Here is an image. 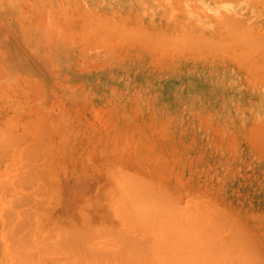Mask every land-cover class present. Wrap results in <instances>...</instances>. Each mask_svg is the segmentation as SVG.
I'll use <instances>...</instances> for the list:
<instances>
[{"label":"rangeland","instance_id":"1","mask_svg":"<svg viewBox=\"0 0 264 264\" xmlns=\"http://www.w3.org/2000/svg\"><path fill=\"white\" fill-rule=\"evenodd\" d=\"M240 1L0 0V129L1 131L4 129L3 131L5 134L8 132L7 136L3 133V131L2 133L0 132V138H3V142H6V140L8 142L10 139L5 140V138L9 136L10 132L14 133L15 131H20L26 133L28 131L34 133L33 135L31 133L32 136L28 133L26 135L21 133L19 135H22V137L25 138L24 141H20L17 138L15 140H18L19 142L14 143L16 145L18 144V146L22 144L24 145L27 140H30L29 137L31 136L30 138H34L32 140H35L37 145L44 144L43 146H38L41 148L37 149L38 152L39 150L42 151L43 147V153L44 150H46L45 153H49L50 156L48 157L52 159L53 163H55L52 164L51 161L49 163V161L46 160L49 163V166H51L50 168L57 166L58 167L53 169V171L51 169L50 175L52 176L47 174V177H45L46 174L44 173V171L42 174H40V176L44 175V177L47 178L46 180L49 181L48 183H45L47 182L46 180L44 182L43 176V178L40 179L38 178V176L36 177L35 175H33L37 172H42L39 171L40 169H38L37 166H41L42 170H45V172L46 167L44 166V169L42 167V164L44 165V163H42L44 161L42 160L45 156L43 157L42 152H39V155H37L38 153H36L35 151V154L34 150L36 149V147H34V144L31 142L35 149L33 148L34 150L32 151L30 150L31 148H27L26 152L32 151L31 153H34L31 154V156L29 155V153L28 155L30 157H34L36 155V158L34 159L35 161L32 158V160L34 161H32V168L34 171L35 169L33 164H35V168L37 167V172L32 173L29 171L28 174L32 173V180H34V176L36 181L37 178L38 180L40 179L39 182H36L34 180L36 182V185L40 184V182H44L43 184L41 183L44 190L43 188H41V184L40 189H38L40 193L41 191H44L45 193L47 192L48 189L46 187V184L50 183L49 185H51V187L48 185V188H52V186H55V194L53 196L51 194V196H55V200L59 201L57 202L59 203L57 206L54 205V208L56 210L59 209L58 214V212L53 209V205H50V203H57L53 198H50L49 193H46L48 197L46 195H44V197L45 199L47 198V201L43 198L44 201L40 206L41 208H39V210L41 209V216L39 217V219L36 214L37 208L34 207L36 205H34L31 206V208L34 207V214H32V217L34 218H32L30 215H25V218L26 216L29 218H27L28 220L26 219L24 223L19 221L20 217H18L19 220H17V215L19 216V214H21L22 217V211L20 209L23 208V205L21 206V203L24 201V197L21 199V201H19L18 195L23 190H21L20 188L27 184L25 185L27 187H24L23 191L25 192L24 194H27L26 192H28V189H30L32 185V180L26 178V182L27 180H29L30 182L28 181L27 183H24L23 181L21 182L20 180H16L18 176L16 178L15 176H21V173L25 174V172L29 170L27 169L28 165H30L29 168H31V163L28 162V158L25 159V156H27L25 152L24 156H20L22 151H20V148L22 149L21 146L17 147L19 152L16 147V150L14 152L13 147L16 145H11L10 142H8L10 143V147H8V143H6L7 145H1L7 146L6 148H8V150H6V152L3 149V146V150H1V152L3 154V152L5 151L6 154H4V157H1L3 155L0 153V179L3 178V180H10L8 183L4 181L5 184H0V211H4L5 205L11 204L9 202V204H5V202H2L4 201V198H2V196L4 197V193L10 191V187L7 188L6 186L9 183L13 184L12 182H14V180L11 181V178L13 177V179L15 178L16 182H14V186L16 185V188L20 186L19 189L21 192H19V194L14 197H18V201L17 199H15V203L17 204L19 202L20 204H17V206L19 205V207H15L18 211L21 212L19 214L16 213V219L14 218L15 212H17L16 209H13L15 210L13 212L14 215L12 211H10V208L9 210H7L9 211V213L7 212L8 214H6V211H4V213L1 215L0 212V264H85V262L88 261H90L89 264H97L96 262H98V258H93L96 256H94L95 252L93 254L91 253V250L93 249V245L95 247L101 246V242V244L93 243L91 250H78L68 249L67 247L69 246H67V244V247H64L63 241H65V236L69 234V237L72 238V241L70 239L71 245H77L76 241L79 240L77 239V236L81 235H76V233H78V230H75V233V227H82L85 229V231L86 229L89 230V227L87 226L86 228L84 226L85 223H82V221L86 219L81 216L80 212H78V209H82L83 211L88 213L89 217L87 216L86 218H89L88 221L92 225V227L90 228V232H92L91 235H93L94 232H96V234L100 232V224L101 226L104 224L106 228L120 226V222L122 221L121 218L123 215H120V218L118 216L116 217L117 214L114 213L113 210V207L116 204L118 205L115 198L113 199V197L116 196L118 199L121 197L117 196L118 192L121 193L122 196L123 194H125V201H128L127 198H129V202H131L132 205L136 204V201V206L141 203V205H139L138 207V210H134L136 208V206L134 205L135 208H130L132 212L130 209L129 211H127L129 213H127L128 215L126 217H132L130 219L131 222L129 221V223L127 222V224H132V226L134 224V221L132 223L133 217L135 218L136 216H138L137 212L139 211L138 213H140V208L143 205L144 206L142 207V211H144V213L141 212L142 214H140L143 217H138L145 218L144 214L146 213V218L144 219L146 225L150 224L148 223L149 221L147 220V218L150 219L149 217L153 215L154 220L151 218L150 221L152 222L153 220L154 222L156 220L155 226L159 225L160 223L158 224V222L162 221V226L164 225V223H166L168 224V227L175 226L173 225L175 223L171 224L170 220L175 215L173 214V212H178L180 215H183L184 212L187 211H184L185 208L183 209L181 207H186V209L190 208V205L187 204L189 200L187 202L185 201L186 197L188 196H191L189 203H191V198L194 196L197 202L200 199L205 203L208 201V205L210 204L209 202H212L211 204H215L214 206H221L219 207V209L222 208V212L223 210H225V220L223 219V224L220 223L221 220H219L220 224L218 223V219H220V216H218L219 213L217 214L215 210L214 212L217 214L215 216H218V218H216L217 221L215 222V218H213V222L209 221L212 219V217L215 216L212 215L211 217L209 210H205L206 206L203 205L206 204L204 202H201L202 204L198 203L200 205L198 206L195 203L196 200L195 202L193 200V204L191 205L193 210L196 209L195 212L199 213V211L202 209L201 207L203 206L204 211H200V214L202 212L205 213L203 214L204 216L208 215L209 218H205L207 223L210 222V224L202 223V226L200 225V227L195 230L198 231L201 227H204L203 225H206L203 231H207L208 229H206V227L208 225L212 226V223L215 222L213 225L214 227L212 226L213 228H215L216 226L215 231L212 232L215 237V241L217 242L219 239H221L218 241L219 243L221 241L223 243L227 241L228 250L229 244L232 243V240L230 239L232 233L229 234V229L232 228L231 232L235 230L234 232L237 236L236 237L233 233V236H235V238L232 236L234 241H239V243L235 244L236 246L238 244L241 247L240 244L245 245L243 242H240L241 237L239 238V236H242V234H240L241 230H237L240 233L236 231V229L240 228L241 225L236 228L233 227L235 226L233 221L229 222L228 219L230 217L228 215H230L231 212V217L236 215V218L238 216V218H236L237 225L238 223H240L238 222L239 219L240 221L242 220L241 224L244 227L243 230L247 231L248 235L252 238L255 236V238H253L254 241L251 237H249L251 239V242H253L252 244H250V239L247 241V233L246 236H244L245 232L242 231V233L244 234L242 240L245 241V243L246 241L249 242L250 245H248V247L250 246L249 249L251 250H254L251 247L252 245H255L256 241L257 245L253 246V248L256 249V247H258V251L254 250L255 252L252 253L251 251V253H249V250H246L248 253L247 256V253L244 252L245 247L243 248L244 250H241V248L239 249V246H237L238 254L236 252L237 249L234 251V253H236L238 257L239 254H241L242 256L239 258L234 256V258L236 257L238 259V261L236 260L237 263L235 261L229 262L233 259V254L232 258L228 259L229 261L227 260V257L220 258V261L221 259L225 258L230 264H246V259L249 260V262L250 260L251 262L255 260L254 263L259 260L258 258H260L261 260L258 261L259 263L264 260V258H262L264 257V54H262L264 53V36H262L264 35L262 34L264 32V30L262 29L264 28V0ZM260 2L263 3V7H261L262 3ZM257 6L260 7V9ZM202 8H204V10ZM261 10L262 12H260ZM204 11H207L206 15L204 14ZM215 11L217 12L215 13ZM214 13L217 16H213ZM258 22L261 24H259ZM231 23L232 25L234 24V26H232ZM252 24L254 25L252 26ZM123 27H125L124 30L126 32L128 31L126 30V27L127 29H129V31H133L131 33L128 31V33H130L128 35L127 33H124L125 31H123ZM256 27L258 29H256ZM108 28H110L109 30L113 31H109ZM245 28L247 29V31L244 30ZM140 31H143V33ZM257 31L258 33H260V35L258 33L256 34ZM138 32L142 33V35ZM145 32L146 35L144 34ZM250 32L253 33V36ZM249 33L251 37H249ZM143 34L145 36H143ZM139 35L143 37H140ZM257 35L261 37V41H259L260 43L257 42L260 39V37H256ZM246 36L250 39L246 38ZM209 38L211 39L209 40ZM196 39L198 41H195ZM248 40L254 41H252L251 43ZM177 41H179V43L181 44L183 43L182 46L184 45V48L182 46L180 47L181 44L179 45V48V43H177ZM199 41L201 43H198ZM216 41H218V43ZM255 41L258 44H256ZM158 42L161 43L159 44ZM208 42H210V44ZM253 42L255 43V46H253ZM262 42L263 44H261ZM156 43H158V45ZM185 43L188 44L187 48L185 47ZM243 46L245 48L244 52L248 51V48H250L252 53L250 51H248L250 53L241 52ZM253 49H255L254 52ZM237 52L240 53L238 54ZM242 53L244 57H242ZM246 54L248 56L250 55V57H246ZM253 55H256V57L254 58ZM230 56L233 58H231ZM227 57L230 58L229 61ZM239 57L247 61L248 65L247 63L244 64L245 61H243L242 64V62H240V60L242 61V59H239ZM252 63L253 65H251ZM11 124H13L14 126L12 127ZM3 134L5 138L2 137ZM19 135L17 137H19ZM39 138L43 142H40ZM11 140H13V134H11ZM29 143L30 142H28L27 145ZM47 144L48 146L50 145L49 148L53 151H50ZM23 148L25 150V147ZM16 151L18 153H16ZM69 151L71 152V154ZM13 152L14 154L16 153L15 156L12 154ZM51 152L53 154H50ZM103 154L105 155L104 159L101 158L104 156ZM20 157L21 159H19ZM23 157L24 159H22ZM30 159L31 158H29V160ZM20 160L24 164H22ZM8 163L10 166L11 164H14L18 168L21 164V166L26 165L27 167L24 166L26 168L25 172L24 168L22 170L17 169L16 167L15 171L17 172V170H19L21 172L20 174H16L13 168L14 166L11 167L10 169L13 168L12 171L15 172V175L12 176L13 174H11L12 171L10 170V176H7V178L5 177V175L9 170L7 169L9 166L7 165ZM6 165L7 167H5ZM60 165L61 168L59 169ZM97 166L100 167L97 168ZM137 167L138 170L136 169ZM105 168H109L107 170L109 174L107 175H110L109 177H111L112 182H116V185H112V187H114L113 189H111L112 187L110 188L109 186L112 183H110L111 179L109 180L105 173L107 172L105 171ZM156 168L158 173L156 171ZM97 169L100 170L97 171ZM133 169L134 172L132 173ZM6 170L7 172H5ZM162 171L164 175H162ZM127 172L129 176L130 173L131 175L133 174L132 177L137 178L143 176V179L141 178L142 181L141 179H137L138 181L140 180L141 183L143 182V180H145V183L143 182V184L141 185L142 188H145V186H147V188H149V190L151 191V195L150 193L149 196L145 194L146 198L148 196V199H150V197L153 200L155 199V202L152 203L157 204L159 208H157V206L155 207V205L153 206L155 208H150L151 205L148 206L147 203L149 200L142 199L145 196L142 195L144 194L142 193L144 189L140 191L141 197L139 196V193L137 194V196L139 197H135V194L139 192L137 189H135V185H130L129 188H126L125 185L126 190L123 189L125 183L122 184V182H124L122 178H124L125 176L129 178V176L126 175ZM47 173H49V170H47ZM121 173L125 176L121 177ZM24 174H22V176H24ZM112 175L116 176L117 178L120 177L122 180L121 183L120 178L119 182L117 183L118 179L116 177L113 178ZM20 176L18 178H20ZM27 177H29V175ZM158 177H160L161 181ZM133 179H131L130 181H132ZM23 180L25 181V179ZM149 180L154 181L153 184H156V186L154 187ZM34 181H32V183ZM159 181L163 185V182H165L166 184V186H164V188H167L164 189V192L167 193L166 196L170 197V195H172L173 197L170 198H173V201L175 199V201L173 202L174 204L171 203L172 206L178 204L177 206L181 205L180 208L183 209L181 211H178L179 207L178 209L177 207L175 209L174 206L175 211H170L172 217L169 216V209L168 215L165 212L166 209L163 210L164 208L162 206L165 205L164 202H162L164 204H162L160 201L156 203L157 199L159 198L158 195L161 193L160 191V193L156 194L157 189L158 187L161 188L162 186L161 184H159ZM28 183L31 184L30 187L28 186ZM119 183L121 184V187L118 186ZM129 184L127 186H129ZM115 186L121 191L115 188ZM138 186L139 185H137V187ZM141 186H139L138 188L140 189ZM35 187L37 186L31 188H34L33 190H36L38 187ZM153 187L157 189L155 190ZM17 189L16 191H19V189ZM13 190L11 193L8 192L10 194V196L8 195V199L9 197H11L10 199L12 200L14 199L11 195L17 192L15 191L14 193ZM130 190L133 191L131 192ZM136 190L137 192L133 196H129ZM29 191L30 193L33 192L32 197L35 198L32 199V197H29L28 192V196L26 195L25 199L27 200V197L31 198V204H33V200L37 199V196L39 199L40 194H38V191H32L31 189ZM51 191L50 192L53 193V190ZM174 192H176L175 195L178 193L181 198L176 199ZM56 193H58L59 196ZM111 193L113 194V196ZM183 193L186 195H184ZM35 194L38 195L34 196ZM42 194L44 193L42 192ZM30 195H32V193ZM56 195L58 196V198L56 197ZM162 195L163 194H161L160 197H162ZM164 195L161 199L164 198ZM179 195L177 196L178 198ZM5 198H7L6 195ZM131 198L135 200V203ZM170 198H168L169 202L171 201ZM118 199L117 201L119 202L120 199ZM138 199L139 201L143 200L142 202L146 200V203H139ZM165 199H163V201ZM110 200H112V205H114L116 202L113 207L109 203ZM121 200L124 199L122 198ZM45 201L47 203H45ZM150 201L149 203L151 204ZM11 202L13 203L14 201ZM26 202H24L25 204L23 203L24 207H26L27 204L30 203L29 202L26 204ZM35 202L37 203L38 201L35 200ZM129 202L127 204L126 202L121 203L125 204L123 206L126 207V205L129 206ZM84 203H86V205ZM159 203H161L162 206L158 205ZM194 203L200 208V210L198 207H195L194 209ZM109 204L112 208L108 206ZM211 204L209 205V207H212ZM168 206L167 208L171 207ZM6 207L8 208V206ZM9 207L12 208L13 205H9ZM27 207L29 209V205ZM161 207L163 209H161ZM1 208L3 210H1ZM146 208H148L147 211ZM52 209L53 213H51ZM152 209H154V212H152ZM156 209H160V211H163V213L165 212L166 215L162 213L160 215V211L158 212V210ZM118 210L115 211L117 212ZM120 210L124 211V208ZM135 211L136 213L132 214ZM182 211H184L183 214H181ZM192 211L189 212L192 213V216H196V213ZM111 212L112 214H110ZM241 212L243 214H241ZM150 213L152 215H150ZM178 213L177 218L182 221L180 224L183 225L184 221L182 219L183 216L186 215V213L181 217L182 219L180 218V215H178ZM226 213L229 214L227 215ZM105 214H107V216ZM4 215L9 217H3ZM113 215L114 217L112 220L111 218ZM226 215L229 218H226ZM61 216L62 218H60ZM84 216H86V214H84ZM138 217L135 218V220L138 221L136 222L138 223L135 226L136 229L139 225V222V228L141 227L143 230L146 229L144 228V222H142V219H138ZM83 218L84 220H82ZM189 219H191V217ZM197 219L200 218L196 217V222ZM69 220H74V222L70 221V223H72L70 224ZM127 220L128 219H126V221ZM185 220L188 221V218H185ZM172 221L178 224L177 220L174 221L173 219ZM112 222H114V224ZM190 222L193 223L195 221L190 220L189 224ZM123 223L127 225L125 221ZM142 223L143 227L141 226ZM186 223H184V225ZM216 223H218V227ZM231 223L233 225H231ZM166 224L165 226H163L164 229L161 226L164 231L167 228ZM248 224H250L251 226ZM220 225H223L224 228L226 227L225 233L227 232V236L230 235L228 239H230L231 242L226 238L225 240H223L226 235L222 234L224 233V230L223 232L220 231V229H224L220 228ZM123 226L124 225H121L120 228H118L121 229V233L124 234L123 238H127L129 234H126L127 236L125 235V231L121 228ZM150 226L152 229H150V227L148 226V229H150V231L148 232L150 233L152 231L153 233V229L155 228L154 223H152ZM176 226L181 228V226ZM192 226L197 227L198 225H195L194 223ZM72 227L74 228L72 229ZM135 227L131 228L133 232L136 231L134 229ZM177 227L176 229L180 230V228ZM183 227L184 226H182V228ZM188 227L190 228L191 226L188 225L187 228ZM118 228L117 230H119ZM157 228L155 232L157 231ZM182 228L180 231H182ZM170 229L175 228L170 227ZM103 230L105 231L106 229ZM117 230L116 232H114L115 230H113L114 233H112V230L110 231L107 228V239L109 238L108 240H110V238H113V234H119L120 230L118 232ZM137 230V233H139L140 230ZM175 230H169V232H176ZM189 230L191 231L192 229H188V232L186 233L187 235L193 232H189ZM109 231L112 235L111 236L109 234L111 237H108L107 235ZM132 231L129 232L133 233ZM142 231L141 234L139 233L140 235H142L141 237L144 236L143 232H145V230L143 232ZM259 231L262 232V234ZM166 232L170 237L166 234ZM166 232V236L164 234L162 235L163 240H161L162 237L160 236L162 232L159 233L157 231V233L160 235L153 233L154 235H156L155 237L157 240L158 236L161 237H159L161 241L158 240L156 244L154 243L156 239L155 241L152 239L154 237L153 235L149 236L151 240L147 237L150 241L149 244L153 243L154 246H156L157 243V246H160L159 244L161 242V244H164V236L168 237L167 240L172 237V233L170 235L168 233V230H166ZM174 232L173 234L176 235V237L173 235V238H175L174 241L171 238V241L169 240L168 242H171L172 244L175 243V241H178L180 243L179 240L181 239L178 238L180 236L183 238L184 232H186V227L183 232L180 233L178 238L176 234L177 232ZM216 232H219L218 235L220 237ZM149 233L145 235H149ZM123 234H121V237ZM19 235H21L22 238H20L21 236L19 237ZM100 235L101 234L95 236L93 235L97 240L96 242H99L101 240ZM117 235L116 237L120 236ZM187 235L185 236L187 237ZM74 236L76 237V239H74ZM86 236L84 234L83 237ZM102 236H104L103 238H105V241H107L105 235L102 234ZM193 236L195 237L196 234H194ZM261 236L262 238H260ZM198 237L200 239V236H197V239H195V241L193 240L194 238L191 239V241L195 243L197 242V240L200 241L203 238L201 236V239L199 240ZM246 237L247 239L244 240ZM91 238H84V240L86 239L85 243L90 241ZM123 238H121V240H123ZM147 238L144 236L143 239H140L142 241H137L138 244L142 245V247H140L143 248L142 250H146L148 246ZM188 238L190 239V237ZM119 239L117 240V244H119ZM184 240L186 239L183 238V241ZM101 241H104V239H102ZM124 241L121 242L125 244ZM191 241L189 245H194L193 243H191ZM125 242H127L129 245H127V243L124 246L119 245L121 246L120 248H127L128 246L132 248V244L130 245L131 242H128V240ZM134 242L132 243L134 244ZM218 242L217 244L219 246ZM67 243L68 245H70L69 241ZM85 243L83 242V244ZM88 243L85 244V247L88 246ZM181 243H183L182 240ZM166 244H164V246ZM176 244L177 242L175 243V245ZM200 244L201 243H199V245ZM235 244L232 243V247H234ZM90 245L91 243L89 244V246ZM175 245L172 247H175ZM224 245H221V248L219 246V248L222 249L224 247L223 249H225ZM135 246L136 245H134L133 248L130 249L129 253L131 255V251L133 252V254L137 251H140L135 250V248L137 249V247ZM205 246L206 245H204V247H201L203 251ZM211 246L210 249L212 248ZM218 246H214L213 248L216 249V247L218 248ZM177 247H179V249ZM177 247H175V249H178L179 251L180 249L182 250L180 254L186 253L183 252L181 246ZM167 248L169 250V246ZM193 248L195 249V247ZM198 248L200 249V246L198 247L197 245L195 252H197ZM175 249L173 251H175ZM199 249L198 252L200 251ZM118 250L123 252V250L121 249ZM153 250L154 254L152 253L151 255H154V257H156V250ZM184 250H186V248ZM191 250L193 249L191 248ZM231 250L234 249L230 248L228 251L230 253H233V251L231 252ZM239 250L241 252L243 251L245 255L239 252ZM116 251L113 250V252ZM158 251L160 250L158 249ZM217 251L218 253L221 252L220 255H222V251H224L226 255L228 254L225 250ZM162 252L160 251V253ZM187 252H190V249H187ZM204 252V258H206V261L209 262L211 258L208 257H214L215 254H217H213L214 251L212 252V250H209V248ZM259 252H263V254L261 253L259 255L260 257L256 256ZM97 253L95 255H97ZM103 254H106L107 259L108 256L106 251ZM180 254H172L171 252L169 253L170 256L174 255V261L175 258L177 259L176 255H178L179 257L181 256ZM190 254H193V252H190ZM86 255L90 257L91 255H93L91 260L96 261L91 262V260L88 259V261L82 263V260H85ZM134 255H132L133 258ZM148 255L149 254H147V252L145 253L144 251V253L139 256L143 259L141 260V262H138V260L135 259L137 256L134 258V260H132L133 258L130 259V262L136 260L135 262L137 264H142V261H145L149 257ZM82 256H84V259L81 258ZM88 256L86 257V260ZM111 256L112 255H109L108 259H110ZM120 256H117L115 260H107L106 263H129H127V261L125 260L126 256H123L125 259ZM163 256H161V259ZM201 256L203 257V254ZM243 256H246L248 258L244 257L246 259L243 260L241 259L243 258ZM190 257H187V255L185 256L187 260ZM193 257H197V259ZM101 258L103 257L101 256L100 259ZM192 258V263L194 259L198 260L197 264L199 263V261H202L199 260L201 258L197 253L192 256ZM151 259L148 258L147 260ZM178 259V261L180 262V257ZM102 260L103 259L100 260L101 262H103L102 264H106L105 260ZM184 260L182 262H184ZM212 260L215 262V264H220L217 263L218 260L216 257L212 258ZM147 262L145 261V263ZM179 262L177 263L179 264ZM131 263L133 264V262ZM151 263L154 264V262ZM163 263H166V261ZM167 263L169 264V262ZM185 263L187 264L186 261ZM206 263L208 264V262ZM194 264H196V262Z\"/></svg>","mask_w":264,"mask_h":264},{"label":"bare ground","instance_id":"2","mask_svg":"<svg viewBox=\"0 0 264 264\" xmlns=\"http://www.w3.org/2000/svg\"><path fill=\"white\" fill-rule=\"evenodd\" d=\"M136 1H137V0H136ZM239 1H240V0H239ZM245 1H246V0H245ZM133 2H134V1H133ZM199 2H200V1H199ZM240 2H241V1H240ZM197 3H198V2H197ZM203 3H204V2H203ZM203 3H202V4H203ZM245 3H246V2H245ZM250 3H251V2H250ZM255 3H256V2H255ZM260 3H262V2H260ZM206 4H207V3H206ZM207 5H208V4H207ZM252 5H253V4H252ZM256 5H257V4H256ZM208 6H209V5H208ZM198 7H200V6H198ZM202 7H203V6H202ZM257 7H258V6H257ZM261 7H263V3H262V6H261ZM258 8L260 9V7H258ZM202 9L204 10V8H202ZM208 9H209V8H208ZM206 10H207V9H206ZM254 10H255V9H254ZM208 11H209V10H208ZM256 11H257V10H256ZM199 12H200V10H199ZM202 12H203V11H202ZM204 12H205V11H204ZM206 12H207V11H206ZM206 12L204 13L205 15H206ZM216 12H217V11H215V13H216ZM260 12H262V10H261ZM263 12H264V10H263ZM208 13H209V12H208ZM215 13H214V14H215ZM252 13H253V12H252ZM214 14H213V16H217L216 14H215V15H214ZM259 14H260V13H259ZM261 14H262V13H261ZM258 16H259V15H258ZM258 16H257V17H258ZM261 16H262V15H261ZM261 18H262V17H261ZM263 18H264V17H263ZM261 22H262V21H261ZM258 23H259V22H258ZM256 24H257V23H256ZM256 24H255V26H256ZM259 24H261V23H259ZM231 25H232V23H231ZM253 25H254V24H252V26H253ZM232 26H234V24H233ZM241 26H242V25H241ZM245 26H246V25H245ZM246 28H248V27H246ZM246 28L244 29L245 31H247ZM250 28H251V27H250ZM109 29H110V28H108V30H109ZM124 29H125V27H123V31H125ZM254 29H255V27H254ZM256 29H258V28L256 27ZM262 29L264 30V28H262ZM126 30L129 31V29H127V27H126ZM249 30H250V29H249ZM259 30H260V29H259ZM109 31H113V30H109ZM128 31H127V32L125 31L124 33H127V34L129 35L133 30H132V31H129L130 33H128ZM140 32L143 33V31H140ZM140 32H138V33H140ZM262 32H263V31H262ZM262 32H261V33H262ZM138 33H137V34H138ZM142 33H140V34L142 35ZM250 33H251V32H250ZM250 33H249V37H251V36H250ZM257 33H258V31L256 32V34H257ZM127 34H126V35H127ZM144 34L146 35V32H145ZM144 34H143V36H145ZM251 34H252V36H253V33H251ZM258 34L260 35V33H258ZM262 34H264V32H263ZM259 35H257L256 37H260ZM139 36H140V35H139ZM143 36H140V37H143ZM254 36H255V34H254ZM262 36H264V35H262ZM128 37H129V36H128ZM249 37L246 36V38H249ZM252 38H254V37H252ZM138 39H139V38H138ZM210 39H211V38H209V40H210ZM249 39H250V38H249ZM131 40H132V39H131ZM209 40H208V41H209ZM256 40H258V39H256ZM262 40H263V39H262ZM144 41H145V40H144ZM195 41H198V40L196 39ZM212 41H214V40H212ZM248 41H250V42L252 43V41H254V40H248ZM259 41H261V37H260V39H259L257 42L260 43ZM186 42H187V41H186ZM216 42L218 43V41H216ZM145 43H147V42H145ZM148 43H149V42H148ZM158 43H159V42H158ZM158 43H156V44L158 45ZM160 43H161V42H160ZM160 43H159V44H160ZM164 43H165V41H164ZM177 43H179V41H177ZM177 43H176V44H177ZM196 43H197V42H196ZM198 43H201V42L199 41ZM208 43L210 44V42H208ZM211 43H213V42H211ZM255 43H256V41H255ZM255 43L253 42V46H255ZM258 43H256V44H258ZM180 44H181V43L178 44V47H179ZM182 44H183V43H182ZM182 44L180 45V47L182 46ZM185 44H186V43H185ZM261 44H263V42H262ZM162 45H163V44H162ZM187 45H188V44L185 45L186 48H187ZM199 45H202V44H199ZM199 45H198V46H199ZM217 45H218V44H217ZM229 45H230V44H229ZM229 45H228V46H229ZM259 45H260V44H259ZM155 47H156V46H155ZM157 47H158V46H157ZM180 47H179V48H180ZM182 47L184 48V45H183ZM200 47H201V46H200ZM240 48H242V47H240ZM244 49H245V48H244V46H243V48L241 49V52H243V53H246V52H247V53H250V52H251V49H250V48H248V51H250V52H248V51H245V52H244ZM242 50H243V51H242ZM254 50H255V49H253V52H254ZM239 51H240V50H239ZM255 52H257V51H255ZM237 53L239 54L240 52H237ZM243 53H242V57H244V56H243ZM251 53H252V52H251ZM259 53H261V52H259ZM235 54H236V53H235ZM257 54H258V53H257ZM262 54H264V53H262ZM240 55H241V54H240ZM226 56H228V55H226ZM236 56H238V55H236ZM247 56H248V55L246 54V57H247ZM230 57H231V56H230ZM240 57H241V56H240ZM240 57H239V59H242V61L240 60V62H242V64H243V61H245V60H244L243 58H240ZM248 57H250V55H249ZM253 57L255 58L256 55H255V56L253 55ZM259 57H260V56H259ZM227 58H228V57H227ZM231 58H233V57H231ZM236 58H237V57H236ZM229 59H230V58H228V61H229ZM248 59H249V58H248ZM237 60H238V59H237ZM249 62H250V61H249ZM262 62H263V61H262ZM246 63H247V61H245L244 64H246ZM261 64H262V63H261ZM247 65H248V63H247ZM249 65H250V64H249ZM251 65H253V63H252ZM257 71H258V70H257ZM254 73H255V72H254ZM256 74H257V72H256ZM31 119H32V118H31ZM31 119H30V120H31ZM21 120H22V119H21ZM30 122H31V121H30ZM33 122H34V121H33ZM7 123H8V122H7ZM11 123H12V122H11ZM8 124H9V123H8ZM11 125H12V127L14 126L13 124H11ZM0 126H1V125H0ZM2 127H5V126H2ZM2 129H3V128H2ZM3 130H4V129H3ZM3 130H2V131H3ZM2 131H1V129H0V132H1V133H2ZM15 132H16V131H15ZM15 132H14V133H13V132H12V133L10 132V134H9L10 138H9V136H8L7 138H5V136H4L5 133H4V131H3L4 134L2 135V137H4L5 140H6V139H10L8 142H10L11 145H16L14 142H19L18 140H15V139H17V138H18L20 141H21V140L24 141L25 138H23L22 135H19V134H21V133H23V132L17 131L16 134H15ZM18 132H19V133H18ZM27 133L31 135L32 132H28V131H27L26 133H23V134L26 135ZM7 134H8V132H7L5 135L7 136ZM11 134H13V140H15V141L11 140ZM17 134L19 135L20 138L17 137V136H18ZM33 134H34V133H32V135H33ZM32 135H31V136H32ZM15 136H16V137H15ZM23 136H24V135H23ZM31 136H30V137H31ZM24 137H25V136H24ZM30 137H29L30 140H27L28 142H30L28 145H27V143H28L27 141H26L25 144H24L25 146H24L23 144H22V145L19 144V145L22 147V149L20 148V151H21V150L23 151V152L21 151V155H20V156H22V155L24 156L25 153H26V155H27L28 157L25 156V159L28 158L27 160H28L29 163H31V168H29L30 165H28V167H27L26 165H24V166L27 167V169H29V170L26 171V172H27V173H26V172H25L26 168H25L24 166H21L22 164H24V163L21 162V160H20V162H21L22 164L20 165L19 168H18L17 166H15L14 164H13V165L11 164V166H10L9 163H8V164H7V165H9L8 168H7V169H9V170H8V173H7L8 175L5 173V174H6L5 177L10 176V172H9V171H10V170L12 171L13 168H14V171H15V168H16V167H17V169H22V170H23V168H24V172H25V174H26V177H25V174H24V173H21L19 170L16 169V170H17V172L15 171L16 174H20V173H21V176H20V175H16L15 178H16L17 176H18V177L20 176V178L17 177L16 180H18V181L20 180L21 182L23 181V182L25 183V182H26V178H27V179L29 178V179L32 180V177H31V176H32V173H33V172H34V173L37 172V171H36L37 167H38V169H40L39 171H42V172H41V173H38V172H37L36 174H33V175H35L36 177L38 176V178H40V179L44 177V175H42L43 177L40 176V174H42L43 171H44V173L46 174L45 177H47V174L50 175V173H51V172H50L51 169H52V171H53V169H55V168L58 167V166H57V167L50 168V167H51V166H49L50 161H51L52 164H55V163H53V162H52V159L48 157V156H50L49 153H47V154L45 153L46 150H44V153H45V154L43 153V147H42V151L39 150V152H42L43 157L45 156V157L43 158V160H42V161H44V162H42V163H44V165H43L42 163H41V164H42L43 169L46 167V168H45V169H46V172H45V170H42L41 166H37V167L35 168V164H33V165H34V169H35V170L33 171L32 163L35 161L34 159L36 158V157H35L36 155H35V156L32 155V156H34V157H30V156H31V154H34L35 151H36V153H38L37 155H39V152H38L37 149H41V148L38 147V146H43L44 144H43V145H41V144H40V145H37L36 141H35V140H32V139H34V138L31 139ZM22 138H23V139H22ZM2 139H3V138H0V140H1V141H0V148H1V149H0V153H1V154H2L1 150H3V149H4L5 151L8 150V148H6L7 146H4V145H3L4 148H3V146H1L2 144H6V143H8L7 140H6V142H3L4 140H2ZM35 139H37V138H35ZM39 139H40V138H39ZM33 141H35V142H33ZM39 141H40V142H43V141H41V139H40ZM31 142L34 144V147H36V149L33 147V144H32ZM37 142H38V141H37ZM10 143H8V147H10ZM38 144H39V143H38ZM6 145H7V144H6ZM35 145H36V146H35ZM20 146H18V144H17L16 146H14V147H13V148H14V152H15V150H16L15 147L17 148V147H20ZM26 146H27V147H26ZM47 146H48V144H47ZM144 146H145V145H144ZM23 147H25V150H24ZM37 147H38V148H37ZM44 147H46V146H44ZM49 147H50V145L48 146V148H49ZM51 147H52V146H51ZM2 148H3V149H2ZM5 148H6V149H5ZM27 148H29V149L31 148L30 150H32V151L35 149V150H34V153H31L32 151H31V152H29V151L26 152V149H27ZM33 148H34V149H33ZM29 149H28V150H29ZM49 149H50V148H49ZM87 149H88V148H87ZM90 149H91V148H90ZM17 150H18V148H17ZM51 150H52V149H50V151H51ZM58 150H59V149H58ZM5 151L3 152V154H2L3 156H1V157H4V154H6L7 151H6V152H5ZM12 151H13V150H12ZM12 151H11V152H12ZM50 151H49V152H50ZM52 151H53V150H52ZM75 151H76V150H75ZM94 151H95V150H94ZM137 151H138V150H137ZM14 152H13L12 154L15 156L16 153L19 152V150H18V152L16 151L15 154H14ZM24 152H25V153H24ZM69 152H70V151H69ZM73 152H74V151H73ZM22 153H23V154H22ZM29 153H30V154H29ZM36 153H35V154H36ZM80 153H81V152H80ZM19 154H20V153H19ZM19 154H18V155H19ZM28 154H29L30 156H29ZM50 154H53V153L51 152ZM62 154H63V153H62ZM70 154H71V152H70ZM87 154H88V153H87ZM87 154H86V155H87ZM46 155H47V158H46ZM63 155H64V154H63ZM80 155H81V154H80ZM90 155H91V154H90ZM95 155H96V154H95ZM103 155H104V154H103ZM54 156H55V155H54ZM57 156H58V155H57ZM92 156H93V155H92ZM99 156H100V155H99ZM99 156H98V157H99ZM5 157H6V156H5ZM90 157H91V156H90ZM104 157H105V155H104L103 157H101V158L104 159ZM29 158H31V159L29 160ZM32 158H33L34 161L32 160ZM37 158H38V157H37ZM48 158H49L50 160H49ZM82 158H83V157H82ZM99 158H100V157H99ZM135 158H136V157H135ZM19 159H21V157H20ZM22 159H24V157H23ZM38 159H39V158H38ZM38 159H37V161H38ZM57 159H58V157H57ZM64 159H65V158H64ZM67 159H68V158H67ZM46 160L49 161V163H48ZM61 160H62V159H61ZM68 160H69V159H68ZM68 160H67V161H68ZM142 160H143V159H142ZM30 161H31V162H30ZM32 161H33V162H32ZM45 161H46V162H45ZM54 161H55V160H54ZM91 161H92V160H91ZM100 161H102V160H100ZM149 161H150V160H149ZM0 162H1V159H0ZM9 162H11V161H9ZM89 162H90V161H89ZM112 162H113V161H112ZM112 162H111V163H112ZM114 162H115V161H114ZM29 163H27V164H29ZM108 163H109V162H108ZM36 164H37V163H36ZM41 164H40V165H41ZM79 164H80V163H79ZM95 164H96V163H95ZM115 164H117V163H115ZM120 164H121V163H120ZM120 164H119V165H120ZM163 164H164V163H163ZM7 165H6L5 167H7ZM46 165H47V166H46ZM61 165H62V163H61ZM61 165H60L59 169L61 168ZM88 165H89V164H88ZM91 165H92V164H91ZM97 165H98V164H97ZM100 165H101V164H100ZM109 165H110V164H109ZM109 165H108V166H109ZM113 165H114V164H113ZM135 165H136V164H135ZM153 165H154V164H153ZM13 166H14V167H13ZM44 166H45V167H44ZM53 166H54V165H53ZM71 166H72V165H71ZM76 166H77V165H76ZM140 166H142V165H140ZM148 166H149V165H148ZM157 166H158V165H157ZM159 166H161V165H159ZM11 167H13V168L10 169ZM85 167H86V165H85ZM93 167H94V166H93ZM95 167H96V166H95ZM99 167H100V166H99ZM99 167L97 166V168H99ZM109 168H110V167H109ZM109 168H107V169L105 168V169H106L105 171H107ZM128 168H130V167H128ZM128 168H127V169H128ZM132 168H133V167H132ZM158 168H159V167H158ZM5 169H6V168H5ZM101 169H102V168H101ZM110 169H111V168H110ZM119 169H120V168H119ZM134 169H135V168H134ZM134 169L132 170V173L134 172ZM136 169L138 170V167H137ZM164 169H165V168H164ZM47 170H49V173H47ZM86 170H87V169H86ZM86 170H85V172H86ZM95 170H96V169H95ZM99 170H100V169H97V171H99ZM103 170H104V168H103ZM162 170H163V169H162ZM3 171H4V170H3ZM29 171L32 172V173L28 174ZM72 171H73V170H72ZM105 171H104V172H105ZM125 171H126V170H125ZM128 171H131V170H128ZM156 171H157V168H156ZM167 171H168V170H167ZM5 172H7V170H6ZM12 172H13V171H12ZM12 172H11V174H13L12 176H14V175H15V174H14L15 172H13V173H12ZM18 172H19V173H18ZM135 172H136V171H135ZM138 172H139V171H138ZM75 173H76V172H75ZM105 173H106V175L109 174L108 171L105 172ZM157 173H158V171H157ZM165 173H166V172H165ZM22 174H24V176H22ZM27 174L29 175V177H27V176H28ZM38 174H39V175H38ZM135 174H136V173H135ZM135 174H134V175H135ZM80 175H81V174H80ZM126 175L129 176L128 172H127ZM136 175H137V174H136ZM136 175H135V176H136ZM162 175H164V174H163V171H162ZM179 175H180V174H179ZM12 176H11V177H12ZM35 176H34L33 178H34V180L36 181ZM50 176H52V175H50ZM76 176H77V175H76ZM76 176H75V177H76ZM86 176H87V175H86ZM94 176H95V175H94ZM96 176H97V175H96ZM102 176H103V175H102ZM109 176H110V175H109ZM109 176L107 175L108 179L110 180L111 177H109ZM120 176L122 177V176H125V175H122V173H121ZM132 176H133V174L131 175V173H130L129 178H128L127 176H125L124 178H122V180L124 181V182H122V184L125 183V184H124V187L122 186L123 189H125V185H126V188H129L130 185H133V186L135 185V186H136L135 189H137V190L139 191V192H137V190H136L134 193H131L133 190H130L131 192H129V193H131L132 195L130 194L129 196H133V195L137 192V193L135 194V197H139V196L141 197V193H140V191L143 190V189H144V190H143L144 192L142 191V193H144V194H142V195L147 194V195L149 196V193H150V195H151V191L149 190V188H147V186L143 185V186H145L146 190H145L144 187L142 188V186H141V185L143 184V182L145 183V180H143V182L141 183V181H142V179H143V176L141 175L142 177H137L138 179H141V178H142L141 181L139 180L140 183H139V181H138V179H137L136 177H132ZM137 176H138V175H137ZM139 176H140V175H139ZM166 176H167V175H166ZM166 176H165V177H166ZM3 177H4V176H3ZM5 177H4V178H5ZM22 177H23V178H22ZM24 177H25V178H24ZM45 177H44V178H45ZM107 177H106V178H107ZM112 177L114 178V177H116V176H113V175H112ZM118 177H119V176H118ZM130 177H132V178H130ZM156 177H157V175H156ZM163 177H164V176H163ZM7 178H8V177H7ZM9 178H10V177H9ZM15 178L13 179V177H12V178H11V179H12L11 181L14 180V182H15ZM38 178H37V181L39 182L40 179L38 180ZM44 178H43V180H44V182H45V180H46L47 178H45V179H44ZM85 178H86V177H85ZM116 178H117V177H116ZM119 178H120V177H119ZM119 178H117V179H118V180H117V183L119 182ZM126 178H127L128 180H127ZM133 178H135L136 180L133 179ZM158 178L160 179V177H158ZM174 178H175V177H174ZM179 178H180V177H179ZM23 179H25V181H24ZM68 179H69V177H68ZM68 179H67V180H68ZM86 179H87V178H86ZM131 179H133V180L130 181ZM9 180H10V179H8V180H7V179H4V180H3V178H2V179H0V184H1V183H2V184H5L4 181H6V183H8ZM34 180H32V181H34ZM43 180H41V181H43ZM113 180H114V179H113ZM122 180H121V178H120V183H121ZM164 180H165V179H164ZM177 180H178V179H177ZM182 180H183V179H182ZM1 181H2V182H1ZM11 181H10V182H11ZM28 181H29V180H27V182H28ZM32 181H31V184H32V185L34 184V185L32 186L31 184L28 183V186H29V187H30V185H31V187L37 186L38 188L35 187V188H37L36 190H33L34 188H31V187H30V189H31L32 191H38V192H39L38 189H40V184H41L42 182H40V184L36 185V182H37V181H36V182L34 181L33 183H32ZM46 181H47V180H46ZM110 181H111L110 183H112L111 185H109L110 188H111L112 185L115 184L116 182H114V181L112 182V179H111ZM126 181H127V182H126ZM149 181H151V180H149ZM160 181H161V179H160ZM160 181H159V184H161ZM3 182H4V183H3ZM14 182H12L13 184L9 183L8 185H10V186H8V185L6 186L7 188L10 187V188H9L10 191H7V192L4 193V194L6 195L7 198H5V195H4V197L2 196V198H4V199H3L4 201H2V202H5V204H9V203H11V204H9V205H10V206L13 205L12 208L9 207V205H5V204H4V205H5V207H4V211H6V214H8L9 211H7V210H9V208H10V209H11L10 211H12V213H13V212L15 211V210H13V209H16L15 206H17V204L19 203V202H18V203L16 204V203H15V201H16L15 199H17V201H18V197H19V201H21V199L24 197V199H23L24 201L21 203V206L23 205V206H22L23 208L20 209L22 212H21V211H18V210L16 209L17 212H15V215H14V213H13L14 218L16 219V217H17V220H19L18 217H20V220H19V221H21V222H23V223L25 222V220H26L27 218H29V217H27V216H29V215H30L31 217L33 216L32 214H34V207L37 208V209H36V214H37L38 219H39V217L41 216V215H40V214H41V211H40L41 209L39 210V208H41L40 206H41L42 202H43L44 199H45L44 195H46V196L48 197L47 194L49 193V194H50V198H53L54 201H55L56 203L59 202L58 200H55V199H56V198H54L55 196L52 197V196L55 194V193H54V187H55V186H54V187L52 186V188H50V187H51V185H49L50 183H49V184H46V185H47L46 187H47L48 190H49V189L53 190V193H51V192H52L51 190H49V191L47 190V192H46L47 194H46L44 191H41V193H40V192H39V193L37 192L38 194H40L39 197H40L41 199H40V198L38 199V196H37V197H36L37 199H35V200L38 201L40 204H39L38 202L36 203L35 200H33L34 203L31 204V203H32V202H31L32 200H30L31 198H29V197H32V196H33V192H31L32 195H30L31 193H30V191H29L30 189H28L29 187H28V188H25V189H28V192H29V197H27V200L25 199V196H26V195L28 196V192H26L27 194H24L25 192H23V191H24V187H27V186H25V185H27V184H25L22 188H20V186L17 187L18 189H19V188H20L21 190L23 189L22 192H21L20 189H19V191H16L17 188H16V185L14 186ZM27 182H26V183H27ZM29 182H30V181H29ZM44 182H43V183H44ZM48 182H49V181H47V182H45V183H48ZM129 182H130V184H129ZM136 182H137V183H136ZM147 182H148V181H147ZM183 182H184V181H183ZM15 183H16V182H15ZM43 183H42V184H43ZM120 183H119V184H120ZM135 183H136V184H135ZM151 183H152V185H153L154 187L156 186V184H155V185L153 184L154 181H151ZM163 183H164V185L161 184V185L163 186V188H162L161 185H160L161 188H160V187H158V189L156 188V189H157L156 194H157V193H160V191H161V193L158 195L159 198L157 199L156 203H158L159 201H160L161 203L164 202L165 205H167V206H168L169 203H170L169 206H171V207L168 206L169 208H167V206H165V205L162 206L161 203H159L158 205H161V206L164 208V209H163V208L161 207V209H163V210L166 209L165 212H166L167 215H168V209H169V216H171V217H172V214L170 213V211L172 210V212H173V210H174V206H175V209H176V207H177V209H178V207H179L178 211H181V210H183V209L185 208L184 211L186 210L188 213L182 211L181 214H183V212H184V214L186 213V215L191 214V215H189V216H186V215L183 214V215L185 216L186 219L188 218V221L185 220V218H184L183 215H180V214L177 212L178 215H180V218L183 216V219H182V218H181V219H182L184 222H183V225H181L180 223H181L182 221H181L180 219L177 218V217H178V216H177V213H176V212H173V214H175V215H174L171 219H170V218H169V219L171 220V224H172V223H175V224H173V225H175V226H170V227L175 228V229H176V227H177L176 225L181 226V228H182V226H184V227L182 228V231H180V230H181L180 227H177V228H180V230H179V229H176V230H175V229H170V227L167 226L168 224L164 223L163 226H165V224H166V227L168 228V229L166 228L165 231H164V230H163L164 227L162 226V221L158 222V224L160 223V224H159L160 226H159V225L155 226V223H156L155 221H156V220L153 222V220H154V219H153V215L150 213V215H152V216L149 217L150 219L147 218V220L149 221L148 223H150V224H149V225H146V222H144V219L146 218V213L144 214V217H145V218H139V217H138V216L143 217V216L140 215V214L144 213V211H142V210H143L142 207L144 206V205H143L142 207L140 206V207H141V208H140V209H141L140 213H138L139 211L137 212V215H138V216H136V215H135V216L138 217V219H140V220L142 219V222H144V228H146V229H144V230H145L146 233L143 232L144 230H143L141 227L139 228V226H140V222H139V225H138L137 229L140 230V231H139L140 234H141V231L143 230V231H142V232H143V235H144L146 238H147V237L149 238L150 235H151V236L153 235L154 237H153L152 239H153L154 241H155V239H156V237H155L156 235H154V234H155V233L158 234L157 231H158L159 233L162 232L161 235L158 234V235H160V236L162 237V238H161L160 236H158V240L161 241V240H163V236H162V235L164 234V235L166 236V234H167L166 230H168V233H169L170 235H171V233H172V237H171V238H172L173 241H174V239H175V238H173V235H174L173 232H174V231H171V233H170L169 230H175L177 233H176V232H174V233L177 234V238H178L179 235H180V233H182L183 230H184L185 227H186V232H184V235H183V238L186 239V240H184L185 243H184L183 238H182L181 236H180L181 238L179 237L178 239H181L183 243H181V240H179L180 243H179L178 241H175V243L177 242L176 245L182 247L183 252H186L185 254L187 255V257H188V256L190 257V255H191V257H190L191 259H190V258L188 259L189 261L185 258V256H186L185 254H183V253L180 254V252H181L182 250L180 249V251H179V250H178L179 247H177V246L175 245V243H172V244H174L175 247H177L178 249H175V247H172V246H174V245H172L171 242H168L171 238H170L169 240H167L168 237H165V236H164V240H165V242L168 243V244H166L164 241H163V243L166 244L167 246H166V245L164 246V244H161L162 242H161V243L159 242V243H160V244H159L160 246H157V245H158V243H157V245H156L157 247H156V246H154L153 243H152V244H149V243H150V241H149L150 238H149V239L147 238V240H148L147 245L149 246L150 249H149L148 246H147L146 250H145V249L142 250L143 248H140V247H142V245H141V244H138L137 241H142V240H140V239H143L144 236L141 237L142 235H140L139 233H137L138 230L136 229L135 226L138 224V223H136V222H138V221L135 220L136 217H135V218L133 217V219H132V223H133V221H134V224H135V223H136V224H135V225L133 224V226H132V224H131V225H130V224H127V222L129 223V221H130V219H131L132 217H130V216H128V218L126 217V216L128 215L127 213H129V212H127V211H129L130 208L132 209V207L135 208V206L137 205V201H136V204H133V205H132L131 202H129V198H127L128 201H127V200L125 201V199H126L125 196H124L125 194H123V196H122L121 193H119V192H118V195H117V196H121V197L119 198L120 200H119L116 196H114L113 199L115 198L116 202H117L118 205H120V206H118V205L116 204L115 200H114V202H115L116 205H115V204H114L115 206L112 205V204H113V203H112V200H113V199L110 200V202H109V201H108V202H109L110 204L112 203V204H111L112 207L114 206V207H113V210H114V213L117 214L116 217H117V216L119 217L120 215H121V216L123 215L122 218H121L122 221H121L120 223H121V225H124L125 227L123 226V227H121V228H122V230L125 231V232H124L125 235H126V234H129V236L126 235L127 238H123V237H124V234L121 233V229H119L121 225L118 226L119 228H118L117 226H115V227H117V228L120 230L119 234L117 233L118 235H120V236H119L120 239H119V237H116L117 234H113V236H112L111 233H110L111 230H112V233L116 232L117 228H115L114 226L111 227V228L107 227V228L110 230L109 233L107 234L108 237H111V236L113 237V238H110V240H111V242H110V240H108L109 238L107 239V237H106V233L108 232V231L106 232L107 228L105 227L104 224H103L102 226H101V224H100V228H101V229H100V232H98V234H101V235H100V236H101L100 239H101V240L104 239V241H101V240H100L99 242H96L97 240L94 238V236H95V235H98V234H96V232H94V234H93L94 236L91 235L92 232H90V231H91L90 228L92 227V225H91V224L89 223V221H88L89 218H86L87 216L89 217L88 213H86V212L83 211L82 209H81V210H82V213H81V210L78 209V210H79L78 212H80L81 216L84 217V218L86 219V220H84V218H83L82 220H84V221H82V223H85L84 226H85L86 228H87V226H88V227H89V230L86 229V231H85L84 228H82V227H78V226L74 225V226H76L75 229H74V232H75V230H76V231L78 230V233L75 232L76 235H77V234H78V235H81V236H77V239H79V240L76 241V242H77V245H75V244H74V245H71L72 238L69 237V234H67V236L69 237V240H68V237L65 236V237H66V238L64 239L65 241H63V245H64V247H67V246L70 247V246H71L70 248H69V247H67V248H68V249H78V250H79V249H80V250H81V249H82V250H85V249H89V250H91V249H92V244H93V243H94V244H95V243H98V244H101V243H102V244H103V246H102V244H101V246H98V247H95V246L93 245V249L91 250V253L93 254V253L95 252V254H96V253L98 252L97 255L94 254V256H96V257H93V255H91V257L88 256V255H86V256H85V260H84V261L82 260V263L85 262V261H88V259L91 260L92 257H93V258H95V259L98 258V259H97L98 262H96L97 264H98V263L102 264L103 262L100 261L101 259L105 260V263H106L107 260H109V261H111V259H112V260H113V259L115 260V258H116L117 256H120V255H121L120 257H122L123 259L126 258L125 260L127 261V263L129 262L128 264H130L131 262H133V264H137V263L135 262L136 260H138V262H141V260H143V259L140 258L139 256H140L141 254H143L144 251H145V253L147 252V254H149V255H148V256H149V257H148L149 259L152 258L151 260H147L148 258L145 260L146 262L148 261V262H147L148 264H153V263H151V262H154V264H168L167 262H169V264H170V263H171V264H178L177 262H179V261H178V260H179V259H178L179 257H180V259H181V261H180L181 264H186L185 261L187 262V264H194L195 262H196V264H197L198 260H195V259H194V261H193V263H192V259H193V258H196V259H197V257H193V258H192V256H194L196 253L199 254V256H200V258H201V259H199V258H198V259H199V260H202L201 262L199 261V263H201V264H202V263L207 264L206 262H208V264H209V263H210V264H211V263H212V264H213V263L215 264V262L213 261L214 259L212 260V258H214V257L217 258V260H218L217 263H220V264H227V262L229 261L228 259H229V258H232V254H233V259H232V260L230 259L231 261H229V262H233V261H235V262L237 263V261H238V259L236 258V257H238V256H237V254H238V252H237V251H238L237 246H239V245L237 244V246H236L235 243H239V241L235 239V240H236V242H235L234 239H233V237L235 238V236H236V234H235V232H234L235 230H233V231L231 232L232 228H231V229L228 228V229L230 230V233L228 232L229 234L232 233V234H231L232 236H233V233L235 234V236H233V237L231 236V237H230V235L227 236V234H226L227 232L225 233V231H226V227L224 228L223 225H220V228H224V229H222V230L220 229V231L223 232V230H224V233H222V234H223V235H226V236L223 238V240H225V238H226L228 241H230V239H231V240H232V243H234L235 246H236V247L234 246V247H235V248H234V247H232V243L229 244V249H230V248H231V249H232V248L234 249V250H231V252L233 251V253H230V252L228 251L229 249L227 250V248H228V247H227V246H228L227 241H225L224 243H223L222 241H221L220 243L218 242V241L221 240V239H219L217 242L219 243L220 248L225 244V245H224V246H225V249H223L224 247H223L222 249H220L219 246H218V244H217V242L215 241V237H214V235H213V233H212V232H214L215 229H216V226H215V228H213V227H214L213 225H214V223L217 221L216 218H218V216H220V217H219L220 219H218V223H219V220H221V222H220L221 224L224 223V222H222V221L225 220V217H224V214H225L224 211H225V210H223V212H222V211H221L222 208L219 209V207H221V206H219V207L214 206L215 204H214V205L211 204L212 202H209V203L212 205V207L210 206V207H211V208H210V207H209L210 204L208 205V203H207L208 201H207V200H205V201H207L206 203H205L203 200H200V199H199L198 202H197L196 198H194V196H193L192 198H194V199L191 198V200H192V201L194 200V202H195V200H196L195 203H196L198 206H200L199 204H202L203 202L206 204V205H203V206H206V209H205V210H209V213H210V216H211V217H212V215L215 216V215H217V214L219 213L218 216L212 217L211 220L207 219V220L213 222L212 220H213V218H215V222L212 223V224H213V225H212L213 227H212L211 225H208L209 227H210V226H211V227L209 228V227L207 226L208 228L206 227V229H208V230H207V231H203V230L205 229V226H206V225H203L204 227H201L202 229L200 228V229L197 231V230H195V229L199 228L200 225L202 226V223H205V224L207 223L206 218L208 217V215H207V216H206V215L204 216L203 214H205V213H202V212L204 211V207L201 205V206H202V207H201L202 209L200 210V208H199L198 206H196V204L194 203V206H193L194 209H195V207H196V208L198 207L199 210L202 211L201 214H200V211H199V213L197 212V213L199 214V215H198V214L195 212L196 209L193 210V208L191 207V205L193 204V202L191 201V203H189V201H190V197H191V196L189 197L188 194H187V196H188L189 198L186 197V200H185V201L187 202V201L189 200V201L187 202V204L190 205V208H187V209H186V207H181V208H183V209H181V208H180L181 205L177 206L178 204L172 206L171 203H173V202L175 201V199H174V201H173V198H172V199L170 198V197H173L172 195H170V197H169V196H166L167 193L164 192V189L166 188V187L164 188V186H166V184H165V182H163ZM42 184H41V188H43V187H42ZM119 184H118V186L121 187V184H120V185H119ZM128 184H129V186H127ZM149 184H150V183H149ZM149 184H148V185H149ZM11 185H12V186H11ZM48 185L50 186L49 188H48ZM115 185H116V184H115ZM137 185L141 186L142 189H141V188L139 189V188H138L139 186L137 187ZM152 185H150V186H152ZM109 186H108V187H109ZM157 186H158V185H157ZM14 187H15V189H14ZM154 187H153V188H154ZM113 188H114V187H112L111 189H113ZM115 188H117V187L115 186ZM151 188H152V187H151ZM13 189H14V190H13ZM18 189H17V190H18ZM117 189L119 190V188H117ZM123 189H122V190H123ZM154 189H155V188H154ZM156 189H155V190H156ZM159 189H163V190H159ZM166 189H167V188H166ZM179 189H180V188H179ZM12 190H13L14 193H15V191H16L17 193H15V194L12 193L13 195H11V196H12V198H14V199L12 200V199H10L11 197H9V199H10V200H9V199H8V195L10 196V194H9L8 192L11 193ZM43 190H44V188H43ZM125 190H126V189H125ZM175 190H176V189H175ZM45 191H46V190H45ZM50 191H51V192H50ZM102 191H104V190H102ZM119 191H121V190H119ZM127 191H128V189H127ZM145 191H147V192H145ZM158 191H159V192H158ZM166 191H167V190H166ZM181 191H182V190H181ZM194 191H195V190H194ZM19 192H21V193L19 194ZM42 192H43L44 194H42ZM55 192H56V191H55ZM170 192H173V191H170ZM177 192H178V191H177ZM183 192H184V191H183ZM188 192H189V191H188ZM191 192H192V191H191ZM6 193H7V194H6ZM22 193H23L24 195H23ZM34 193H35V192H34ZM112 193H113V191H112ZM112 193H111V194H112ZM125 193H126V192H125ZM138 193H139V196H137ZM175 193H176V192H174V195H175ZM184 193H185V192H184ZM184 193H183V194H184ZM197 193H198V192H197ZM201 193H202V192H201ZM18 194H19L20 196H19ZM38 194H35L34 196H36V195H38ZM51 194H52V196H51ZM56 194L59 196L58 193H56ZM161 194H163V195L165 194L163 199H165V198H166V199H165L164 201H163V199H161V198L163 197V195H162V197H160ZM177 194H178V193H177ZM177 194L175 195V196H176V199H180V198H181L180 195L178 194V195H179V198H178V197H177V196H178ZM181 194H182V193H181ZM191 194H192V193H191ZM203 194H204V193H203ZM17 195H18V197H14V196H17ZM57 195H56V197L58 198ZM184 195H186V194H184ZM189 195H190V194H189ZM193 195H195V194H193ZM41 196H43V197H41ZM112 196H113V194H112ZM112 196H111V197H112ZM126 196H128V195H126ZM148 196H147V198H146V195H145L144 198H142V199H146V200H149V201L152 200V201H150L151 204L149 203V201L147 202V203H148V206L151 205L150 208H155V207L157 206V204L152 203V202H155V199L153 200V199H151V197H150V199H148V198H149ZM165 196H166V197H165ZM175 196H174V197H175ZM212 196H213V194H212ZM222 196H223V195H222ZM0 197H1V196H0ZM84 197H85V196H84ZM135 197H134V198H135ZM224 197H225V196H224ZM2 198H1V200H2ZM28 198H29V199H28ZM34 198H35V197H34ZM34 198L32 197V199H34ZM43 198H44V199H43ZM116 198L119 200V202L117 201ZM122 198H123L124 200H121ZM152 198H153V197H152ZM168 198H170V200H171L170 202H169V199H168ZM187 198H188V199H187ZM197 198H199V197H197ZM227 198H229V197H227ZM231 198H232V197H231ZM6 199H7V200H6ZM131 199L133 200V198H131ZM139 199H140V198H139ZM139 199H138V202H139V203L143 201V200H142V201H139ZM167 199H168V200H167ZM201 199H203V198H201ZM5 200L7 201V203H6ZM29 200H30V201H29ZM40 200H41V201H40ZM45 200L47 201V198H46ZM136 200H137V198H136ZM146 200H145L144 202H142V204L146 203ZM215 200H216V199H215ZM221 200H222V199H221ZM223 200H224V199H223ZM228 200H229V199H228ZM11 201H14V202L12 203ZM26 201H27V202H26ZM46 201H45V203H47ZM87 201H88V200H87ZM120 201H121L122 203H125V202H126V204L129 202V206H131V205H132V206L129 207V206L126 205V207H124L123 205H125V204H122ZM124 201H125V202H124ZM133 201H134V203H135V200H133ZM176 201H177V200H176ZM217 201H218V200H217ZM236 201H237V200H236ZM236 201H235V202H236ZM8 202H9V203H8ZM24 202H26V204L30 202L29 204H27V206L29 205V209H28V207H27L26 205H25L26 207H24V204H25ZM166 202H167V204H166ZM201 202H202V203H201ZM218 202H219V201H218ZM225 202H226V201H225ZM242 202H243V201H242ZM23 203H24V204H23ZM35 203H36V204H35ZM45 203H43V204H45ZM88 203H89V201H88ZM119 203H120V204H119ZM164 203H162V204H164ZM181 203H182V202H181ZM198 203H199V204H198ZM15 204H16V205H15ZM19 204H20V203H19ZM30 204H31V205H30ZM58 204H59V203H57V204H51V203H50L51 206L53 205V209H55L54 207L57 206ZM84 204L86 205V203H84ZM89 204H90V203H89ZM110 204H109L108 206H109L110 208H112V207L110 206ZM173 204H174V203H173ZM179 204H180V203H179ZM218 204H219V203H218ZM228 204H229V203H228ZM241 204H242V203H241ZM261 204H262V203H261ZM34 205H36V206H34ZM37 205H38V206H37ZM54 205H55V206H54ZM121 205H122V206H121ZM134 205H135V206H134ZM139 205H141V203L138 204V206H136V208H135L134 210H136V209L138 210V209H139V208H138ZM154 205H155V207H153ZM216 205H217V204H216ZM2 206H3V205H2ZM6 206H8V208H7ZM31 206H34V207L31 208ZM108 206H107V208H108ZM116 206H117V207H116ZM145 206H146V205H145ZM164 206H165L166 208H165ZM184 206H185V205H184ZM207 206H208V207H207ZM244 206H245V205H244ZM248 206H249V205H248ZM14 207H15V208H14ZM17 207H19V205H18ZM119 207H120V208H119ZM122 207L124 208V211L120 210V209H123ZM187 207H188V206H187ZM249 207H250V206H249ZM249 207H248V208H249ZM2 208H3V207H2ZM2 208H1V210H3ZM30 208H31V210L33 209L32 212H31ZM110 208H109V209H110ZM144 208H145V207H144ZM150 208H149V209H150ZM157 208H159V207L157 206ZM170 208H173V209H170ZM191 208H192V209H191ZM207 208H208V209H207ZM215 208H216V209H215ZM233 208H234V207H233ZM253 208H254V207H253ZM253 208H252V209H253ZM27 209H28V210H27ZM53 209H52V212H51V213H53ZM118 209H119V210H118ZM125 209H126V210H125ZM131 209H130V210H131ZM190 209H191V210H190ZM211 209H212L213 211H212ZM231 209H232V208H231ZM239 209H240V206H239ZM25 210H26L27 212H26ZM29 210H30V211H29ZM50 210H51V209H50ZM55 210H56V209H55ZM58 210H59V209H58ZM58 210H56V211L58 212ZM115 210H118V211L116 212ZM134 210H133V211H134ZM147 210H148V208H146V211H147ZM152 210H153L152 212H154V209H152ZM156 210H158V209H156ZM192 210H193V211H192ZM214 210H215V212H216L217 214L214 212ZM4 211H2V212L0 211V212H1V215L4 213ZM37 211H38L39 214L37 213ZM108 211H109V210H108ZM121 211L123 212V214H122ZM125 211H126V212H125ZM159 211H160V209L158 210V212H159ZM174 211H175V210H174ZM189 211H190V212L192 211V212L196 213V216H195V215L192 216V213H190ZM218 211H219V212H218ZM242 211H243V210H242ZM7 212H8V213H7ZM20 212L22 213V217H21V214H19ZM23 212H24L25 214H24ZM45 212H46V211H45ZM120 212H121V213H120ZM124 212H125L126 214H125ZM131 212H132V210H131ZM141 212H142V213H141ZM149 212H150V211H149ZM165 212L163 213V211H160L159 213H160V215H161V213L164 214V215H166ZM205 212H206V211H205ZM16 213H18L19 216H18V215L16 216ZM26 213H29V214H26ZM30 213H31V214H30ZM46 213H47V212H46ZM60 213H61V212H60ZM108 213H109V212H108ZM114 213H113V214H114ZM135 213H136V211L133 212L132 214H135ZM211 213H213V214H211ZM220 213H221V214H220ZM235 213H236V212H235ZM23 214H24V215H23ZM58 214H59V212H58ZM58 214H57V215H58ZM82 214H83V215H82ZM84 214H86V216H84ZM110 214H112V212H111ZM170 214H171V215H170ZM226 214L228 215L229 213H226ZM239 214H240V213H239ZM241 214H243V213L241 212ZM245 214H246V213H245ZM256 214H258V213H256ZM10 215H11V213H10ZM25 215H27L26 218H25ZM54 215H55V214H54ZM105 215L107 216V214H105ZM130 215H131V214H130ZM222 215H223V216H222ZM227 215H226V218H229V217H230V218L228 219L229 222H232V221L234 222L235 226H233V227H236V228H237V227H239V226L241 225L240 228H237V229H236V231H237V230H239V231L241 230V231H240L241 233L238 232V231H237V232L240 233V234H242V236H239L240 234H239L238 236H239V238L241 237V241H240V242H243L245 245L247 244V245H246V246H247V249H246V246L243 245V244H240L241 247L239 246V249L241 248V250H242V249L245 247V250H244V249H243V250H244V252H246V253H247L248 250H249V253H251V251H252V253L255 252V251H258V247H256V249L253 248V246H256V245H257V244H256V241H255V245H252V247H251V248L254 249L255 251L249 249L250 246L248 247V245L252 244L253 242H251V239L249 238V237H251V236L248 235L247 231H244V230H243L244 227H243L242 224H241V223H242V222H241L242 220L240 221V219H239L238 222H240V223H238V225H237V219H236V218H238V216H237L236 218H235L236 215L233 216V217L236 219V220H235L233 217H231V212H230V215H228L229 217H228ZM15 216H16V217H15ZM37 216H36V217H37ZM108 216H109V215H108ZM110 216H111V215H110ZM124 216H125V219H124ZM201 216L204 217L205 221H204L203 217H201ZM249 216H250V215H249ZM253 216H254V214H253ZM3 217H7V216L4 215ZM8 217H9V216H8ZM8 217H7V218H8ZM63 217H64V216H63ZM113 217H114V215H113L112 218H111L112 220H113ZM147 217H148V215H147ZM190 217H191V219H189ZM196 217H199V218L201 219V221H200V219H197V222H196ZM205 217H206V218H205ZM22 218H24V219H22ZM32 218H34V217H32ZM60 218H62V216H61ZM60 218H59V219H60ZM108 218H109V217H108ZM119 218H120V217H119ZM119 218H118V219H119ZM151 218L153 219L152 222L150 221ZM167 218H168V217H167ZM208 218H209V217H208ZM255 218H256V217H255ZM65 219H67V218H65ZM126 219H128V220L126 221ZM173 219H174V221L177 220V221H178V224H176V222H173V221H172ZM223 219H224V220H223ZM27 220H28V219H27ZM123 220L126 222L127 225H125V224L123 223V222H124ZM179 220H180V222H179ZM190 220H191V221H195V222H193V223L190 222V224H189V221H190ZM234 220H235V221H234ZM243 220H245V219H243ZM250 220H251V219H250ZM262 220H263V219H262ZM70 221H71V222H72V221L74 222V220H69V223H70ZM87 221H88V222H87ZM202 221H203V222H202ZM130 222H131V221H130ZM163 222H164V221H163ZM186 222H188V223H186ZM235 222H236V223H235ZM88 223H89V224H88ZM112 223L114 224V222H112ZM152 223H154V226H155V228L153 229V233L155 232L156 228L158 227V228H157V231H156L154 234L152 233V231H151L150 233L148 232V231H150V229H152L151 226H150ZM184 223L188 224L189 226H191V227H193V228H191V227H190V228H189V227L187 228L188 225H186V224L184 225ZM194 223H195V225H198V226H197V227L192 226ZM198 223H199V224H198ZM218 223H216V224H217V227L219 226ZM220 223H219V224H220ZM243 223H244V222H243ZM246 223H247V221H246ZM70 224H72V223H70ZM73 224H74V223H73ZM179 224H180V225H179ZM207 224H210V222H208ZM216 224H215V225H216ZM263 224H264V223H263ZM89 225H90V226H89ZM111 225H112V224H111ZM231 225H233V224L231 223ZM248 225H250V224H248ZM141 226L143 227V223L141 224ZM148 226L150 227V229H148V228H149ZM161 226L163 227V229H162ZM222 226H223V227H222ZM250 226H251V225H250ZM70 227H71V226H70ZM95 227H96V226H95ZM102 227H104V228H102ZM128 227H129V229H128ZM132 227H135L134 229H135L136 231L133 232V231L131 230ZM152 227H153V226H152ZM159 227H160V228H159ZM241 227H242V228H241ZM255 227H256V225H255ZM73 228H74V227H72V229H73ZM81 228H82V229H81ZM98 228H99V226H98ZM123 228H124V229H123ZM253 228H254V227H253ZM63 229H64V228H63ZM79 229H80V230H79ZM103 229H106V230L104 231ZM126 229H127V230H126ZM188 229H192L191 231H193L194 233L191 232V231L189 230V232H191V233H189V234L187 235L186 233L188 232ZM217 229H219V228H217ZM228 229H227V230H228ZM233 229H235V228H233ZM87 230H88V231H87ZM98 230H99V229H98ZM102 230H103L104 232H103ZM113 230H115V231L113 232ZM119 230H117V232H118ZM146 230H147V231H146ZM162 230L164 231V233H163ZM200 230H201L202 232H201ZM212 230H213V231H212ZM250 230H252V229H250ZM79 231H80V232H79ZM101 231H102V232H101ZM126 231H127V232H126ZM129 231H132L133 233H131V232H129ZM178 231H179V232H178ZM208 231H209V232H208ZM217 231H218V230H217ZM242 231L245 232V235L242 233ZM62 232H63V230H62ZM64 232H65V231H64ZM81 232H82V233H81ZM88 232H89V233H88ZM122 232H123V231H122ZM165 232H166V234H165ZM237 232H236V233H237ZM254 232H255V231H254ZM257 232H258V231H257ZM259 232H260V231H259ZM79 233H80V234H79ZM104 233H105V234H104ZM120 233L123 234L122 237H121V234H120ZM144 233H145V234H148V233H149V235H145ZM197 233H198V234H197ZM208 233H209V234H208ZM216 233H217V232H216ZM218 233H219V232H218ZM218 233H217V235H218ZM246 233H247V237H248V239H247V237H246L244 240L247 239V241H248V240L250 239V240H249V241L251 242L250 244H249V242L246 241V243H245V241L242 240L243 237L246 236ZM260 233L262 234V232H260ZM260 233H259V234H260ZM11 234H12V233H11ZM65 234H66V233H65ZM84 234H85V236H86V235H87V236H86V237H83ZM102 234L105 235L107 241H105V238H103L104 236H102ZM109 234H110L111 236H110ZM133 234H134V235H133ZM190 234H191V235H190ZM194 234H196L195 237L193 236ZM211 234H212V235H211ZM256 234H257V233H256ZM256 234H255V235H256ZM259 234H258V235H259ZM261 234H260V235H261ZM76 235H75V236H76ZM89 235H90V236H89ZM118 235H117V236H118ZM131 235H132V236H131ZM135 235H136V236H135ZM138 235H139V236H138ZM167 235H168V234H167ZM181 235H182V234H181ZM185 235H187V237H186ZM209 235H211V236H209ZM243 235H244V236H243ZM263 235H264V234H263ZM20 236H21V235H19V237H20ZM75 236H74V239H76ZM88 236H89L90 238L93 236V237H92V238H93V241H92V238H91L90 241H88L89 243H88V242L85 243V240H86V239H89ZM134 236H135V237H134ZM168 236H169V235H168ZM174 236L176 237V235H174ZM197 236H200V239H201V236L203 237V238L201 239L202 241H201V240L199 239V237H198V239L200 240V241L197 240L198 244H197V242H195V243L198 245V247L200 246V249L198 248V249L200 250V251H199L200 253L198 252V249H197V252H195V251H196L195 249L197 248V245H196L195 243H193V241H191V239H193V238H194L193 240L195 241V239H197ZM212 236H213V237H212ZM218 236H219V235H218ZM221 236H222V235H221ZM82 237H83V238H82ZM129 237H130V238L132 237V238H131L132 240H131ZM139 237H140V238H139ZM159 237L161 238V240H160ZM169 237H170V236H169ZM188 237H190V239H189ZM219 237H220V236H219ZM229 237H230V239H228ZM236 237H237V236H236ZM20 238H22V236H21ZM80 238H81V239H80ZM84 238H86V239L84 240ZM121 238H123V240H121ZM128 238H129V239H128ZM134 238H135V239H134ZM177 238H176V239H177ZM221 238H222V237H221ZM251 238H252V237H251ZM253 238H255V236H254ZM253 238H252V239H253ZM260 238H262V236H261ZM66 239H67V240H66ZM70 239H71V241H70ZM115 239H116V240H115ZM118 239H119V244H117V243H118V242H117ZM137 239H138V240H137ZM178 239H177V240H178ZM237 239H238V238H237ZM256 239H257V237H256ZM80 240H81V241H80ZM83 240H84V241H83ZM94 240H95V242H94ZM124 240H125V241L128 240V242H131L130 245L132 244V245H131L132 248H133L134 245H136L135 247H137V249L135 248V250H140L139 252L137 251L136 253H134V254H136V255H134L133 252L131 251L132 255H134V258L137 256V257L135 258V259H136L135 261H131V262H130V259L133 258V256L129 253V252H130V249H132V248H130V246H128L127 248L124 247V248H126L127 250L124 249V248H120L121 246H124V245L127 243V242H125ZM147 240H146V241H147ZM150 240H151V239H150ZM158 240L156 239V241H155V242L153 241V242L156 244V242H158ZM188 240H189V241H188ZM239 240H240V239H239ZM68 241L70 242V245H68V243H67ZM78 241H79V242H78ZM121 241H124L125 244H123ZM134 241H135V242H134ZM170 241H171V240H170ZM173 241H172V242H173ZM190 241H191V243H193L195 246L192 245V244L189 245ZM233 241H234V242H233ZM237 241H238V242H237ZM253 241H254V239H253ZM261 241H262V240H261ZM81 242H82V243H81ZM83 242H84L85 244L88 243V246H87L88 248L85 247L86 245L83 244ZM100 242H101V243H100ZM108 242H109V244H108ZM113 242H114V243H113ZM115 242H116V243H115ZM120 242H121V244H120ZM132 242H134V244H133ZM151 242H152V241H151ZM187 242H188V244H187ZM202 242H203V243H202ZM215 242H216V243H215ZM230 242H231V241H230ZM230 242H229V243H230ZM257 242H258V241H257ZM78 243H81V244H78ZM90 243H91V245L89 246ZM105 243H106V244H105ZM136 243L138 244L139 249H138V246H137ZM199 243H201V244L199 245ZM221 243H222V244H221ZM66 244H67V246H66ZM113 244H114V245H113ZM122 244H123V245H122ZM170 244H171V245H170ZM178 244H182V245H178ZM185 244H186V245H185ZM116 245H118V246L121 245V246L118 247V246H116ZM127 245H129V244L127 243ZM150 245H151V246H150ZM152 245H153L154 247H153ZM162 245H163V246H162ZM184 245L187 246V247H189V248L185 247ZM201 245H202L203 247H204V245H206L205 248H204V251H207V249L209 248V250H212V252L214 251L213 254L217 253L218 256H217V254H215L214 257H213V256H210V257H208V258H211V259H210V262H209V261H206V258H204V257H205V254H204L205 252L203 251V249H201V247H202ZM211 245H212V246H211ZM221 245H222V246H221ZM242 245H243V247H242ZM72 246H73V247H72ZM78 246H79V247H78ZM111 246H112V247H111ZM114 246H116V247H114ZM168 246H169V250H168V248H167ZM170 246H171V247H170ZM190 246H191V247H190ZM208 246H209V247H208ZM210 246L212 247L211 249H210ZM214 246H218V248L216 247V249H215V248H213ZM230 246H231V247H230ZM74 247H75V248H74ZM76 247H77V248H76ZM89 247H91V248H89ZM106 247H107V248H106ZM110 247H111V251H110ZM158 247H159V248H158ZM181 247H180V248H181ZM193 247H195V249H194ZM261 247H262V246H261ZM261 247H260V248H261ZM96 248H99V249H100V252H99V249H96ZM102 248H103V249H102ZM113 248H114V249H113ZM116 248H117V249H116ZM128 248H129V250H128ZM151 248H152V250H151ZM160 248H161V249H160ZM185 248H186V250H184ZM191 248H192L193 250H191ZM262 248H263V247H262ZM107 249H108V250H107ZM118 249L123 250V252L120 251V250H118ZM147 249H149V250H147ZM153 249L156 250V251H155L156 254H157L156 257H154V255H151L152 253L154 254V250H153ZM158 249H159L161 252H162V249H163V252L160 253V251H158ZM166 249L168 250V252H167ZM170 249H171V251H170ZM174 249H175V251H176L177 254H180V255H181V256H179V257H178V255H176L177 259L175 258V261H174V257H173L174 255H171V256L169 255L170 252H171L172 254H173V253L176 254L175 251H173ZM187 249H188V250L190 249V252H193V254H190V252H187ZM214 249H215V250H214ZM236 249H237V250H236ZM103 250H105L106 253H107V256H108L107 259H106V254H103V253H105V251H103ZM113 250H114V251L117 250V251H116V252H113ZM141 250H142V253H141ZM165 250H166V252H165ZM217 250H225V251H227L228 254L226 255V253H225L224 251H222V252L224 253V256H223V253H222V255H220L221 252L218 253ZM235 250H236L237 254L234 253ZM246 250H247V251H246ZM263 250H264V248H263ZM102 251H103V253H102ZM107 251H108V252H107ZM118 251H119V252H118ZM124 251H125V252L128 251V252L125 253ZM151 251H153V252H151ZM177 251H178V252H177ZM201 251H202L203 253H202ZM215 251H217V252H215ZM134 252H135V251H134ZM148 252H149V253H148ZM164 252H165V253H164ZM209 252H210V251H209ZM239 252H241V251L239 250ZM244 252L242 251L241 253L245 255ZM263 252H264V251H263ZM263 252H261V253L263 254ZM101 253H102V255H101ZM112 253H113V254H112ZM117 253H118V254H117ZM123 253H124V254H123ZM140 253H141V254H140ZM207 253H208V252H207ZM229 253H230L231 256L229 255ZM261 253L259 252L258 255H256V254H257V252H256V254H254V255L260 257L259 255H260ZM114 254H115V255H114ZM129 254H130V255H129ZM139 254H140V255H139ZM163 254H164V256H163ZM167 254H168L169 257L167 256ZM188 254H189V255H188ZM200 254H201V255L203 254V257H202ZM210 254H211V253H210ZM103 255H104V256H103ZM109 255H112L113 257L111 256L110 259H108V258H109ZM116 255H117V256H116ZM184 255H185V256H184ZM208 255H209V254H208ZM251 255H253V254H251ZM87 256H88V258H87V260H86V257H87ZM99 256H100V257L102 256L103 258L100 259ZM123 256H124V257L126 256V257L124 258ZM130 256H131V258H130ZM161 256H163L162 259H161ZM182 256H183V258H184L185 260L182 258ZM234 256H236V257L234 258ZM247 256H248V253H247ZM256 256H255V257H256ZM89 257H90V258H89ZM164 257H165L167 260H166ZM222 257H227V260H228V261H227L225 258L221 259V261H220V258H222ZM239 257H242L241 254H239ZM239 257H238V258H239ZM244 257H246V256H243V258H241V259L244 260V259L248 258V257H246V258H244ZM81 258L84 259V256H82ZM81 258H80V259H81ZM134 258H133L132 260H134ZM169 258H170V260H169ZM172 258H173V259H172ZM203 258H204L205 260H204ZM262 258H264V257H262ZM80 259H79V260H80ZM163 259H164V260H163ZM254 259H256V258H254ZM258 259L260 260V258H258ZM103 260H102V261H103ZM152 260H154V261H152ZM155 260H156V261H155ZM159 260H161V261H159ZM183 260H184V262H182ZM203 260H204V262H203ZM207 260H208V259H207ZM236 260H237V261H236ZM259 260H257L256 263H258V264H260V263H262V262L264 263V260H263L262 262H260V263L258 262ZM80 261H81V260H80ZM94 261H96V260H91V262H94ZM109 261H108V262H109ZM145 261H142V264H147V263H145ZM149 261H151V262H149ZM158 261H159V262H158ZM162 261H163V262L166 261V263H163ZM190 261H191V262H190ZM212 261H213V262H212ZM222 261H224V262H222ZM260 261H261V260H260ZM89 262H90V261L85 262V264H87V263L89 264ZM180 262H179V264H180ZM229 262H228V264H230ZM235 262H234V263H235ZM245 262H247L248 264H249V263H250V264H256V263H254L255 260H253V261H252L253 263H252L251 260H250V262H249V260L246 259ZM199 263H198V264H199ZM236 263H235V264H236ZM247 263H246V264H247ZM263 263H262V264H263ZM83 264H84V263H83ZM93 264H94V263H93ZM106 264H107V263H106ZM109 264H110V263H109ZM131 264H132V263H131ZM238 264H239V263H238Z\"/></svg>","mask_w":264,"mask_h":264}]
</instances>
